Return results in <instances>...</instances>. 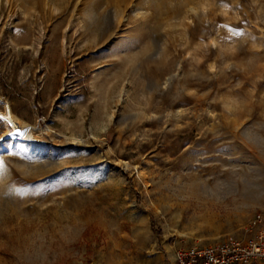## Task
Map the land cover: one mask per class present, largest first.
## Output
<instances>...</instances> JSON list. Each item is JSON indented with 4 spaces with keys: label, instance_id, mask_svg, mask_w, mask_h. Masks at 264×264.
Wrapping results in <instances>:
<instances>
[{
    "label": "rangeland",
    "instance_id": "rangeland-1",
    "mask_svg": "<svg viewBox=\"0 0 264 264\" xmlns=\"http://www.w3.org/2000/svg\"><path fill=\"white\" fill-rule=\"evenodd\" d=\"M257 213L264 0H0V264H177Z\"/></svg>",
    "mask_w": 264,
    "mask_h": 264
},
{
    "label": "built area",
    "instance_id": "built-area-1",
    "mask_svg": "<svg viewBox=\"0 0 264 264\" xmlns=\"http://www.w3.org/2000/svg\"><path fill=\"white\" fill-rule=\"evenodd\" d=\"M177 264H253L264 262V215L257 213L245 230V236L229 237L209 246L188 245L175 253Z\"/></svg>",
    "mask_w": 264,
    "mask_h": 264
},
{
    "label": "bare ground",
    "instance_id": "bare-ground-1",
    "mask_svg": "<svg viewBox=\"0 0 264 264\" xmlns=\"http://www.w3.org/2000/svg\"><path fill=\"white\" fill-rule=\"evenodd\" d=\"M2 119L9 124L8 134L5 137L14 136L17 137L21 143H33V140L31 139V127L18 120L10 110Z\"/></svg>",
    "mask_w": 264,
    "mask_h": 264
},
{
    "label": "crops",
    "instance_id": "crops-1",
    "mask_svg": "<svg viewBox=\"0 0 264 264\" xmlns=\"http://www.w3.org/2000/svg\"><path fill=\"white\" fill-rule=\"evenodd\" d=\"M253 264H264V262L263 261H256Z\"/></svg>",
    "mask_w": 264,
    "mask_h": 264
}]
</instances>
